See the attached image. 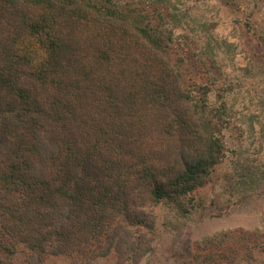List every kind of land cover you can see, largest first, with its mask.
Instances as JSON below:
<instances>
[{
  "label": "trees",
  "instance_id": "trees-1",
  "mask_svg": "<svg viewBox=\"0 0 264 264\" xmlns=\"http://www.w3.org/2000/svg\"><path fill=\"white\" fill-rule=\"evenodd\" d=\"M174 37L138 0H0V255L24 245L34 264H139L155 250L156 208L199 206L228 158L233 89L198 82ZM196 247L193 264H239L264 239Z\"/></svg>",
  "mask_w": 264,
  "mask_h": 264
},
{
  "label": "rangeland",
  "instance_id": "rangeland-1",
  "mask_svg": "<svg viewBox=\"0 0 264 264\" xmlns=\"http://www.w3.org/2000/svg\"><path fill=\"white\" fill-rule=\"evenodd\" d=\"M138 1L149 10L163 11L167 27L175 32L178 53L191 59L198 82L209 83L219 76L233 89L229 99L234 123L226 133L230 148L226 162L214 170L212 183L196 192L199 206L190 215L168 207L154 210L155 250L139 264H193L196 246L221 233L259 230L264 239V44L260 43L264 0ZM203 54L207 67L201 61ZM229 172L237 173L238 191L232 197L223 191ZM242 197L246 199L238 201ZM253 256V260L239 256L238 263L264 264V253L256 250ZM0 259L34 264L24 245H18L12 256L1 253ZM81 263L115 264L116 259L86 255ZM42 264H73V260L45 257Z\"/></svg>",
  "mask_w": 264,
  "mask_h": 264
}]
</instances>
